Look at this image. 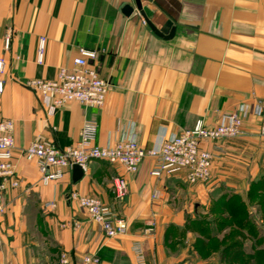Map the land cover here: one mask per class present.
Returning a JSON list of instances; mask_svg holds the SVG:
<instances>
[{
	"label": "crops",
	"instance_id": "crops-1",
	"mask_svg": "<svg viewBox=\"0 0 264 264\" xmlns=\"http://www.w3.org/2000/svg\"><path fill=\"white\" fill-rule=\"evenodd\" d=\"M139 1L163 36L174 29L170 39L153 33L135 0H0V57L6 63L0 117L14 122L20 178L17 189L4 193L0 264H58L62 253L69 264H85V256L97 257L95 264H138L135 246L142 264H217L197 261L189 247L197 235L192 232L178 234L185 245L173 249L175 230L205 211L215 194L244 204L264 176V133L257 115L264 100V0ZM125 5L133 9L128 17ZM40 38L45 39L41 65ZM80 48L98 53L90 63L108 83L105 102L101 108L71 102L48 116L26 82L71 67ZM231 113L242 116L241 134L202 144L215 156L211 179L202 184H189L184 172L155 180L147 158L135 173L92 161L80 180H72L71 169L45 185L35 160L24 156L37 138L59 148L72 145L85 121L96 124L99 146L128 139L150 149L198 120L215 127ZM117 177L127 183L122 198L113 192ZM72 191L97 197L126 222V232L105 237L101 226L68 200ZM46 202L55 208L44 209Z\"/></svg>",
	"mask_w": 264,
	"mask_h": 264
},
{
	"label": "built area",
	"instance_id": "built-area-1",
	"mask_svg": "<svg viewBox=\"0 0 264 264\" xmlns=\"http://www.w3.org/2000/svg\"><path fill=\"white\" fill-rule=\"evenodd\" d=\"M44 42V38H40L38 42L36 60L39 65L42 64ZM97 56L95 51L80 48L72 59L71 67L57 69L50 79L31 78L26 82L48 116L54 115L58 109L71 102L84 108L103 106L108 83L90 63ZM5 68V60L0 57V97L5 83ZM257 115L264 133V100L257 106ZM241 127L242 116L238 113L223 116L217 126L210 128L198 120L191 129L171 137H162L152 148L144 149L136 141L128 139H121L113 146H99L96 144V124L85 121L78 140L72 145L59 148L49 139L37 138L24 150V156L35 160L40 180L45 185L63 178L66 171L71 170L74 165L85 170L90 162L103 161L119 165L128 173H135L147 158L152 160L149 175L155 180L184 172L189 184H202L211 179L215 161L214 154L204 149L202 144L236 138L241 134ZM14 147V122L0 117V215L5 211L4 193L8 189H17L20 185L13 158ZM112 186L116 197L122 198L126 194L127 183L123 178H115ZM68 200L75 201L84 209L89 219L101 226L105 237L115 238L126 232V222L116 217L97 197L82 196L72 191ZM43 207L51 210L55 208V204L46 202ZM134 252L137 263L142 264L140 248L135 246ZM83 262L95 264L98 259L95 256H85ZM58 264H69L64 253L60 255Z\"/></svg>",
	"mask_w": 264,
	"mask_h": 264
},
{
	"label": "rangeland",
	"instance_id": "rangeland-1",
	"mask_svg": "<svg viewBox=\"0 0 264 264\" xmlns=\"http://www.w3.org/2000/svg\"><path fill=\"white\" fill-rule=\"evenodd\" d=\"M259 182H264V179L255 185L261 186ZM262 187L263 189H254L244 204L239 198L229 197L228 194L223 198H218V194H215L210 200L209 209L199 212L195 219L188 217V225H185L182 231L175 230L174 244L171 247L174 249L176 245H185V240L178 237V234L184 235L189 231L197 234L195 241L189 246L195 250L197 261L214 260L212 262L217 264H256V258L249 255L264 251V241L259 243L261 237H264V186ZM228 197L230 203L226 202ZM244 220L248 221L245 227L241 224ZM241 226L244 228H240ZM249 238L252 241H249ZM235 244L236 247L242 246L243 254L246 256L239 260L231 255L224 258L218 256L223 248L233 247ZM257 264H264V258H260Z\"/></svg>",
	"mask_w": 264,
	"mask_h": 264
},
{
	"label": "water",
	"instance_id": "water-1",
	"mask_svg": "<svg viewBox=\"0 0 264 264\" xmlns=\"http://www.w3.org/2000/svg\"><path fill=\"white\" fill-rule=\"evenodd\" d=\"M135 4H136V8L139 11L140 15L142 16V18L144 19V22L150 27V29L153 31V33L161 38L164 39H170L173 36L174 33V29H172L170 31V34L168 36H163L158 30H156V28L151 24V22H149V20L147 19V17L145 16L144 12L141 10V4L139 0H135ZM133 9L132 7L125 5L122 9V13L125 16H130V14L132 13ZM83 176V169L78 166V165H74L72 167V180L74 182L80 180Z\"/></svg>",
	"mask_w": 264,
	"mask_h": 264
},
{
	"label": "trees",
	"instance_id": "trees-1",
	"mask_svg": "<svg viewBox=\"0 0 264 264\" xmlns=\"http://www.w3.org/2000/svg\"><path fill=\"white\" fill-rule=\"evenodd\" d=\"M261 179H264V176H262L261 178H259L255 183H253V188L252 189H255V190H257V189H263V187L262 186H264V182H259V184H262L261 186H258V185H255L258 181H260ZM254 192V191H253ZM225 206L227 205V203L226 204H224ZM242 226H247V224H248V221L247 220H244L242 223ZM240 227V228H244V227ZM181 233V232H180ZM200 234H201V232H200ZM262 240H264V238H262L261 237V239L259 240V243H261V242H263ZM232 246V245H231ZM228 249H231L232 250V252L230 253V255L232 256V257H234V258H236L237 260H239V259H241L243 256H246V254L244 255L243 254V248H242V246H237L236 247V244H235V246H233V247H229V246H226L225 248H223L222 250H221V252L223 251V250H228ZM234 249H236L237 251H236V253L234 252ZM255 257L256 258V264L257 263H259V260H260V258H264V251H260L259 253H257V254H252V255H249V257ZM257 258H259V260L257 259Z\"/></svg>",
	"mask_w": 264,
	"mask_h": 264
}]
</instances>
